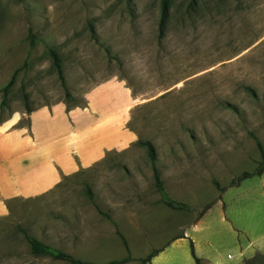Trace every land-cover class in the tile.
<instances>
[{
	"label": "rangeland",
	"instance_id": "374dc122",
	"mask_svg": "<svg viewBox=\"0 0 264 264\" xmlns=\"http://www.w3.org/2000/svg\"><path fill=\"white\" fill-rule=\"evenodd\" d=\"M161 16L162 0H0V124L21 116L14 128L30 129L24 95L33 110L84 109L89 92L115 81L130 95L119 144L134 135L52 191L10 202L0 264H70L33 255L21 229L95 264L129 256L121 236L126 264L155 250L150 264H195L191 241L203 264H264V174L223 193L215 185L253 172L255 138L264 147V0H172ZM139 141L155 146L168 195L190 211L162 202Z\"/></svg>",
	"mask_w": 264,
	"mask_h": 264
},
{
	"label": "crops",
	"instance_id": "0c3cea01",
	"mask_svg": "<svg viewBox=\"0 0 264 264\" xmlns=\"http://www.w3.org/2000/svg\"><path fill=\"white\" fill-rule=\"evenodd\" d=\"M130 95L115 81L86 96L88 107H41L30 115V129L14 128L21 116L0 124V218L9 203L45 194L74 175L102 161L106 151L126 147L134 135L124 131L120 142L119 109L123 115Z\"/></svg>",
	"mask_w": 264,
	"mask_h": 264
},
{
	"label": "trees",
	"instance_id": "16d2710c",
	"mask_svg": "<svg viewBox=\"0 0 264 264\" xmlns=\"http://www.w3.org/2000/svg\"><path fill=\"white\" fill-rule=\"evenodd\" d=\"M20 1H23V0H20ZM171 3H172V0H162V16H161L162 23H164V21L167 17V13H168V10L171 6ZM91 30H92L91 32L94 34L95 33L94 29L92 28ZM29 38H30V45L33 46L36 42V39L33 36V33L31 30H30ZM48 53H49V56L52 60L53 67H54V69L58 75V79L61 83V86L65 90L67 101L73 102L74 98L67 88L61 56L59 55L57 50L50 48V47H48ZM18 72H19V70L13 74L9 83L1 90V93L3 96L2 101H1V107H6L7 95L9 93V91L13 88V86L15 85ZM24 99H25V104H26V113L30 115L34 110L28 104V96L27 95H24ZM255 139H256V144H257L258 150L260 152V161L258 162L256 169L253 172H243L239 177L235 178L230 183L229 187H222L218 182H215L216 188L221 193L225 192L228 188L240 186L241 183L245 180L252 179L254 177H261L264 174V147H263L262 143L257 138H255ZM138 144L146 149L147 156H148V158L152 164L155 186L157 188V191L161 195L162 202L168 208L173 209V210L190 211V207L187 204L175 201L172 198H170V196L168 195L166 188H165V185H164V181L161 177V173H160L159 168L157 166V151H156L155 146L150 141H139ZM87 195L93 201L94 195H93V193L89 187H87ZM208 209H210V205L206 207L205 211ZM205 211L200 214V218L203 217V214L205 213ZM99 212L101 214H103L105 217H107L109 220H111V217L108 214L103 213L102 211H99ZM21 232H22L25 240L27 241V243L31 249L32 254L35 256L51 257L52 259H55L58 261H64V262H67L70 264H95V263L85 262V261L79 260V259L75 258L74 256H72L71 254H68L62 250H58V249H55L49 245H46L45 243H43L42 241H40L36 237L30 235L27 232V230L21 229ZM121 238L123 240V243L126 247V250H127L129 256L123 260L111 261L107 264H126L132 260V258L130 256V249H129L128 243L124 237L121 236ZM163 251L164 250H155V251L151 252L147 257L141 259V264H150L152 262V260L155 257H157ZM191 254H192V257L195 261V264H203V260L200 257H198L196 254L194 243L192 241H191Z\"/></svg>",
	"mask_w": 264,
	"mask_h": 264
}]
</instances>
